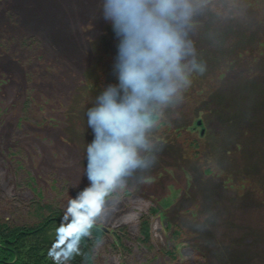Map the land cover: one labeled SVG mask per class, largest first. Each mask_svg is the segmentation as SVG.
Segmentation results:
<instances>
[{
    "label": "rangeland",
    "instance_id": "obj_1",
    "mask_svg": "<svg viewBox=\"0 0 264 264\" xmlns=\"http://www.w3.org/2000/svg\"><path fill=\"white\" fill-rule=\"evenodd\" d=\"M198 4L188 38L204 71L153 133L155 163L97 222L94 264H264V0ZM114 56L98 0H0V218L41 227L53 253L60 221L35 216L63 214L86 183V111Z\"/></svg>",
    "mask_w": 264,
    "mask_h": 264
},
{
    "label": "clouds",
    "instance_id": "obj_2",
    "mask_svg": "<svg viewBox=\"0 0 264 264\" xmlns=\"http://www.w3.org/2000/svg\"><path fill=\"white\" fill-rule=\"evenodd\" d=\"M98 8L115 39L114 82L86 111V183L66 201L54 264L79 254L82 239L115 207L113 194L125 189L126 178L155 163L162 145L153 133L182 101L192 75L204 71L188 38L198 0H98Z\"/></svg>",
    "mask_w": 264,
    "mask_h": 264
},
{
    "label": "trees",
    "instance_id": "obj_3",
    "mask_svg": "<svg viewBox=\"0 0 264 264\" xmlns=\"http://www.w3.org/2000/svg\"><path fill=\"white\" fill-rule=\"evenodd\" d=\"M52 206H48V209L42 207L39 211L40 216H35L36 220L40 217L42 223L46 220L45 223H41L42 227L44 224L48 225L52 221H60L62 213L58 210L52 209ZM155 213V209L152 208ZM159 214V213H158ZM39 215V214H38ZM150 216H141L139 223V244L144 247L149 245V239L151 235V222L149 220ZM44 232V233H43ZM45 234V231L38 226H29V224L17 223L9 220H2L0 218V264H54L49 262V258L53 256V251L45 249L46 243L48 242L43 238L42 235ZM178 234V233H177ZM105 232L99 225H96L91 230V235L84 237L80 243L79 250L83 252V246L90 250V246H94L96 242H101L104 238ZM32 236V237H29ZM120 235L115 234V240L120 242ZM43 239H42V238ZM33 243L26 245L32 240ZM115 241V242H116ZM168 251L164 255L168 256ZM75 258L78 259L72 260L71 264H81L82 262L88 261L89 264H94L91 253L86 259L82 255L74 254Z\"/></svg>",
    "mask_w": 264,
    "mask_h": 264
}]
</instances>
